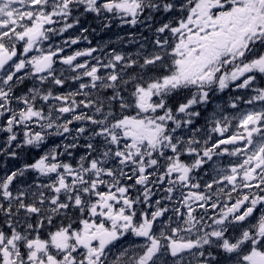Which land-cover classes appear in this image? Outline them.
Returning a JSON list of instances; mask_svg holds the SVG:
<instances>
[{
	"label": "snow or ice",
	"instance_id": "6c2138e0",
	"mask_svg": "<svg viewBox=\"0 0 264 264\" xmlns=\"http://www.w3.org/2000/svg\"><path fill=\"white\" fill-rule=\"evenodd\" d=\"M0 264H264V0H0Z\"/></svg>",
	"mask_w": 264,
	"mask_h": 264
}]
</instances>
